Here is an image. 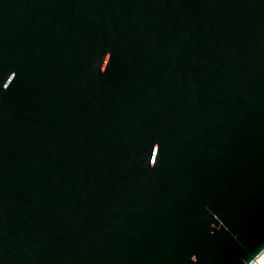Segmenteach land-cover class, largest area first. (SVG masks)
I'll use <instances>...</instances> for the list:
<instances>
[{
  "label": "water",
  "instance_id": "water-1",
  "mask_svg": "<svg viewBox=\"0 0 264 264\" xmlns=\"http://www.w3.org/2000/svg\"><path fill=\"white\" fill-rule=\"evenodd\" d=\"M264 0H0V264H254Z\"/></svg>",
  "mask_w": 264,
  "mask_h": 264
},
{
  "label": "bare ground",
  "instance_id": "bare-ground-1",
  "mask_svg": "<svg viewBox=\"0 0 264 264\" xmlns=\"http://www.w3.org/2000/svg\"><path fill=\"white\" fill-rule=\"evenodd\" d=\"M254 264H264V254Z\"/></svg>",
  "mask_w": 264,
  "mask_h": 264
}]
</instances>
